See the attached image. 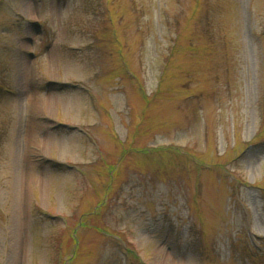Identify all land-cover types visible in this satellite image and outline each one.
<instances>
[{"label": "rangeland", "instance_id": "obj_1", "mask_svg": "<svg viewBox=\"0 0 264 264\" xmlns=\"http://www.w3.org/2000/svg\"><path fill=\"white\" fill-rule=\"evenodd\" d=\"M0 264H264V0H0Z\"/></svg>", "mask_w": 264, "mask_h": 264}, {"label": "trees", "instance_id": "obj_2", "mask_svg": "<svg viewBox=\"0 0 264 264\" xmlns=\"http://www.w3.org/2000/svg\"><path fill=\"white\" fill-rule=\"evenodd\" d=\"M40 212V211H39ZM36 214H37V212H36ZM38 215V214H37Z\"/></svg>", "mask_w": 264, "mask_h": 264}]
</instances>
